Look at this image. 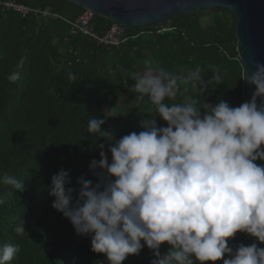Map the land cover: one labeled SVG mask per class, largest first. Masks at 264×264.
<instances>
[{
	"label": "trees",
	"instance_id": "1",
	"mask_svg": "<svg viewBox=\"0 0 264 264\" xmlns=\"http://www.w3.org/2000/svg\"><path fill=\"white\" fill-rule=\"evenodd\" d=\"M16 1L69 20L84 11L67 0ZM205 14L212 16L211 23L203 22ZM48 19L0 7V173L24 182L21 192L0 185V197L12 193L0 204V245L11 243L20 248L8 264H108L103 253L91 250V237L77 235L71 222L52 207L55 198L48 192L52 175L62 168L70 170L68 187L76 190L74 196H78L80 177L96 182L89 165L92 159H100L97 144L105 143L107 151L108 142L87 132L91 117L118 115L108 117L102 126L117 140L143 130L138 125L155 109L147 97L138 100L129 89L134 77L149 66H163L175 74L199 67L205 84L213 69L219 71V84L208 86L204 94L182 85V95L166 99L168 104L196 98L215 105L223 99L238 107L248 101L241 79L244 65L236 50L237 18L225 8L180 14L156 27L127 29V40L118 46L103 45L81 34L58 42ZM111 24L97 15L93 19L97 34ZM13 71L20 73L15 83L7 79ZM69 71L76 76L72 83ZM124 80H128L127 87ZM157 121L167 126L161 118ZM23 217L25 232L17 235L13 228ZM254 242L264 248L245 233H237L229 244L235 249ZM169 247L163 244L161 254ZM153 259V251L145 245L139 255H129L123 264H151Z\"/></svg>",
	"mask_w": 264,
	"mask_h": 264
},
{
	"label": "clouds",
	"instance_id": "2",
	"mask_svg": "<svg viewBox=\"0 0 264 264\" xmlns=\"http://www.w3.org/2000/svg\"><path fill=\"white\" fill-rule=\"evenodd\" d=\"M254 67L241 79L256 91L238 107L223 99L215 105L196 98L166 103L182 95V85L204 94L219 84L218 70L207 84L199 67L175 74L149 66L138 73L129 91L138 100L147 97L155 113L141 120L142 131L118 140L102 129L108 117L118 115L91 117L87 132L108 142L107 151L105 143L97 144L100 159L89 165L96 182L80 177L74 196L70 170L60 169L48 188L55 198L52 207L77 235L91 237V250L103 253L108 264H123L145 245L156 257L151 264H264V248L256 242L235 249L229 244L237 233L264 244V164L256 163L264 161V63L254 61ZM19 78L18 71L7 76L12 83ZM68 80H76L71 71ZM0 185L24 190V182L7 172L0 173ZM11 194L0 197V204ZM24 225L23 217L13 231L23 234ZM165 243L169 250L161 254ZM19 252L18 245H0V264Z\"/></svg>",
	"mask_w": 264,
	"mask_h": 264
},
{
	"label": "water",
	"instance_id": "3",
	"mask_svg": "<svg viewBox=\"0 0 264 264\" xmlns=\"http://www.w3.org/2000/svg\"><path fill=\"white\" fill-rule=\"evenodd\" d=\"M92 10L128 30L156 27L176 15L215 8L231 10L237 18L236 50L249 77L256 70L254 61L264 63V0H67ZM249 100L256 91L245 81ZM260 103V100H257Z\"/></svg>",
	"mask_w": 264,
	"mask_h": 264
},
{
	"label": "built area",
	"instance_id": "4",
	"mask_svg": "<svg viewBox=\"0 0 264 264\" xmlns=\"http://www.w3.org/2000/svg\"><path fill=\"white\" fill-rule=\"evenodd\" d=\"M0 7L17 12L22 16L35 14L45 18H62V16L57 13L42 10L38 7L27 6L16 0H0ZM95 16L96 14L92 10L84 9L76 19L69 21L73 34L89 36L98 43L107 46H118L127 40V29L116 23H112L103 34H97L93 28V19Z\"/></svg>",
	"mask_w": 264,
	"mask_h": 264
},
{
	"label": "crops",
	"instance_id": "5",
	"mask_svg": "<svg viewBox=\"0 0 264 264\" xmlns=\"http://www.w3.org/2000/svg\"><path fill=\"white\" fill-rule=\"evenodd\" d=\"M70 19V18H69ZM68 18H49L48 21L50 22L51 32L53 36L57 39L58 42L65 40L73 34Z\"/></svg>",
	"mask_w": 264,
	"mask_h": 264
},
{
	"label": "rangeland",
	"instance_id": "6",
	"mask_svg": "<svg viewBox=\"0 0 264 264\" xmlns=\"http://www.w3.org/2000/svg\"><path fill=\"white\" fill-rule=\"evenodd\" d=\"M211 20H212V16L210 14H205L203 18V22H205V24H209L211 23Z\"/></svg>",
	"mask_w": 264,
	"mask_h": 264
}]
</instances>
